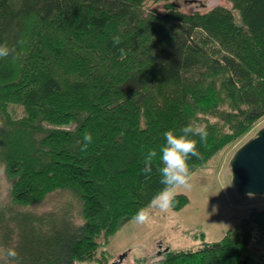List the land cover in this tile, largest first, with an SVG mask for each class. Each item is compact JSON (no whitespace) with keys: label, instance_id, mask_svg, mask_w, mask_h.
<instances>
[{"label":"trees","instance_id":"trees-1","mask_svg":"<svg viewBox=\"0 0 264 264\" xmlns=\"http://www.w3.org/2000/svg\"><path fill=\"white\" fill-rule=\"evenodd\" d=\"M149 1L168 0H0L9 49L0 57V153L12 202L65 198L0 223V264L91 260L164 187L166 130L197 139L192 173L264 116V0H228L239 25L223 7L145 11ZM189 123L207 128L205 141L183 131ZM86 132L93 141L82 148ZM178 197L174 211L188 203ZM255 237L264 241V207L217 241L166 251L160 264H240ZM13 247L18 256L6 257Z\"/></svg>","mask_w":264,"mask_h":264},{"label":"rangeland","instance_id":"rangeland-1","mask_svg":"<svg viewBox=\"0 0 264 264\" xmlns=\"http://www.w3.org/2000/svg\"><path fill=\"white\" fill-rule=\"evenodd\" d=\"M167 3L174 4L177 10L183 13L206 12L215 7L232 11V5L228 0L149 1L145 3L143 9L163 12ZM232 14L236 24L239 25L238 13L232 11ZM2 119L0 118V133L3 129ZM263 127L264 116L252 123L243 136L222 148L202 166L196 168L191 173L190 187L175 188L179 196L177 201L181 196L188 199L186 206L178 211L172 209L162 211L148 205L146 207L150 212L148 221L141 224L131 220L126 223L110 238L108 244H100L91 260L82 264H160L159 260L163 259L166 249L173 251L197 249L203 240L217 241L225 235L227 230L238 225L250 209L263 208L264 196H241L235 192L229 168L230 160L235 152ZM64 199L58 194L51 196L35 208L15 205L11 198V182L0 153V223L7 222L18 214L27 213L31 209L36 214L49 209H59L58 202ZM100 241L102 242L101 239ZM253 244L250 245V249ZM3 251L0 247V260L5 259ZM252 251L258 261H263V247L258 253L254 252V249Z\"/></svg>","mask_w":264,"mask_h":264},{"label":"clouds","instance_id":"clouds-1","mask_svg":"<svg viewBox=\"0 0 264 264\" xmlns=\"http://www.w3.org/2000/svg\"><path fill=\"white\" fill-rule=\"evenodd\" d=\"M115 44L120 43L118 36L113 37ZM8 47L4 43H0V57L7 56ZM123 51V50H121ZM195 130L198 133L199 141L203 142L208 136V131L205 126L198 124L183 125L185 133ZM165 143L159 147V172L160 182L164 185L158 192H156L150 201V206L159 208L162 211H167L174 207L177 198L175 188L183 186L190 187L191 168L189 161L193 156H199L200 153L197 148V139L189 138L184 135L177 136L174 131L169 129L163 133ZM84 143L82 148H87L88 144L93 141V136L90 132H86L83 136ZM157 156V149L151 148L148 150L144 160V171L150 172L152 170V158ZM132 219L137 223H145L150 219V212L146 207H140L136 210ZM6 257L15 258L18 256L16 248H8Z\"/></svg>","mask_w":264,"mask_h":264},{"label":"water","instance_id":"water-1","mask_svg":"<svg viewBox=\"0 0 264 264\" xmlns=\"http://www.w3.org/2000/svg\"><path fill=\"white\" fill-rule=\"evenodd\" d=\"M229 168L238 195L264 196V127L235 152ZM240 264L260 263L245 255Z\"/></svg>","mask_w":264,"mask_h":264},{"label":"crops","instance_id":"crops-1","mask_svg":"<svg viewBox=\"0 0 264 264\" xmlns=\"http://www.w3.org/2000/svg\"><path fill=\"white\" fill-rule=\"evenodd\" d=\"M242 219V218H241ZM221 239V238H220ZM204 241V240H203ZM207 242H210V241H207ZM201 244V243H200ZM199 244V245H200ZM264 245V241H259L258 243H254L253 244V246H252V249H248V251H247V253H246V255H248V256H250L251 258H253L254 260H256V261H258V258L256 257V255L255 254H252V250L254 249V252H256V253H258L260 250H261V246H263ZM255 247H256V249H255ZM171 250V249H170ZM173 251V250H172ZM174 251H177V250H174ZM160 255V254H159ZM163 255H164V253H163ZM160 259V258H159ZM158 259V260H159ZM157 260V261H158ZM160 262H161V259L159 260ZM260 264H264V259H263V261H258Z\"/></svg>","mask_w":264,"mask_h":264},{"label":"built area","instance_id":"built-area-1","mask_svg":"<svg viewBox=\"0 0 264 264\" xmlns=\"http://www.w3.org/2000/svg\"><path fill=\"white\" fill-rule=\"evenodd\" d=\"M256 239H258L257 237H255L254 239H253V243H258L259 241L258 240H256ZM263 247V249H264V245L263 246H261V248ZM263 254H264V251H263Z\"/></svg>","mask_w":264,"mask_h":264}]
</instances>
